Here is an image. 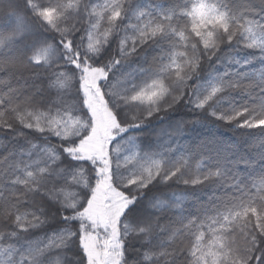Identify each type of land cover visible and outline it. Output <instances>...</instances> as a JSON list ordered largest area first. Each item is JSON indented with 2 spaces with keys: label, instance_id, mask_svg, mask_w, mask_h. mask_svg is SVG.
<instances>
[{
  "label": "snow or ice",
  "instance_id": "obj_1",
  "mask_svg": "<svg viewBox=\"0 0 264 264\" xmlns=\"http://www.w3.org/2000/svg\"><path fill=\"white\" fill-rule=\"evenodd\" d=\"M0 264H264V0H0Z\"/></svg>",
  "mask_w": 264,
  "mask_h": 264
},
{
  "label": "trees",
  "instance_id": "obj_2",
  "mask_svg": "<svg viewBox=\"0 0 264 264\" xmlns=\"http://www.w3.org/2000/svg\"><path fill=\"white\" fill-rule=\"evenodd\" d=\"M225 135H227V134H225Z\"/></svg>",
  "mask_w": 264,
  "mask_h": 264
}]
</instances>
